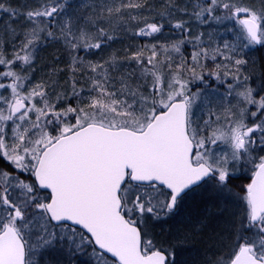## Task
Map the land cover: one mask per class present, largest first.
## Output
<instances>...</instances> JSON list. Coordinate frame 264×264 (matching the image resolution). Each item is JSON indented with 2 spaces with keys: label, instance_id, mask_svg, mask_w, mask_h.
<instances>
[{
  "label": "snow or ice",
  "instance_id": "6c2138e0",
  "mask_svg": "<svg viewBox=\"0 0 264 264\" xmlns=\"http://www.w3.org/2000/svg\"><path fill=\"white\" fill-rule=\"evenodd\" d=\"M0 20V264H264V57L242 51L264 0H0ZM226 20L240 45L193 31ZM122 33L141 43L105 55ZM205 75L237 103L198 118ZM196 194L216 212L182 214Z\"/></svg>",
  "mask_w": 264,
  "mask_h": 264
},
{
  "label": "trees",
  "instance_id": "16d2710c",
  "mask_svg": "<svg viewBox=\"0 0 264 264\" xmlns=\"http://www.w3.org/2000/svg\"><path fill=\"white\" fill-rule=\"evenodd\" d=\"M25 0H11L12 5L18 6L20 4H23ZM73 2H79V0H73ZM247 2V0H246ZM0 23H2V20H0ZM194 32L197 31H205V32H211L214 35V43L213 47L219 45L222 46L225 42L229 44H241V38L239 35L240 32V26L235 25L234 21H224L220 24H213L212 27L207 26H201L200 28H194ZM165 35H170V33H165ZM144 42L147 43V39H144ZM141 43V38H134L131 37L130 34H121L118 39L111 42V46L107 47V51L104 53L107 55L111 52H117L118 54L122 55V50L127 48L130 44L133 46H138ZM59 45L57 46H51L49 45L46 48H43L38 57V63H37V70L34 73V76L37 80H39L41 77L45 75L46 72L50 69L53 58L56 55H62L58 51ZM191 51V45H186V51L185 54H190ZM243 53L245 54V58L249 59L251 61H256L257 64L260 62V58L264 57V48H261L260 46H255L254 48H243ZM98 58V57H97ZM222 60V58H221ZM209 64H211V61H208ZM214 77L205 75V80L203 83L201 82H193V84L190 85V87L194 91H199L201 93V101L200 106L198 110L196 111V116L207 118L209 109L216 111V112H222V104L226 105L228 100L231 99L233 104L237 103L236 99L232 97H228V87L227 83L221 85L216 80H213ZM242 179V189L243 186L250 182V177L244 176ZM238 180L234 181V187L233 192L239 195H243L242 191L237 190L238 188ZM241 188V187H240ZM241 189V190H242ZM239 203H234V205H231V210L239 212L242 206ZM206 211H210L212 213L216 212V208L214 207V204L212 201H207L206 198L202 200L200 195L196 194L192 198L189 199V201L185 204L184 208L182 209V214H187L189 212L195 214L197 212L204 213ZM156 232L159 233L160 229H156ZM165 234L167 233V226H165L164 229ZM186 247H195L194 245H187ZM188 255H192V258H189ZM80 255H77L73 258V264H85V260L79 259ZM197 259V253L195 251L187 252L181 256L178 257V260L181 262V264H191L192 261Z\"/></svg>",
  "mask_w": 264,
  "mask_h": 264
},
{
  "label": "rangeland",
  "instance_id": "374dc122",
  "mask_svg": "<svg viewBox=\"0 0 264 264\" xmlns=\"http://www.w3.org/2000/svg\"><path fill=\"white\" fill-rule=\"evenodd\" d=\"M234 23H235V25H238V23H236L235 21H234ZM213 80H215V79L213 78ZM242 174H244V176H248L249 175L247 173H242ZM241 189H242V179H240L238 181V188H237V190L242 191ZM240 197H242V195H239V194H236L235 192H233V195H232V201H233V203L231 205H234V203H239L241 206H243V202L240 199ZM191 256L192 255H188L189 258H192ZM79 259H82V260H85L86 261L87 257L79 256Z\"/></svg>",
  "mask_w": 264,
  "mask_h": 264
}]
</instances>
